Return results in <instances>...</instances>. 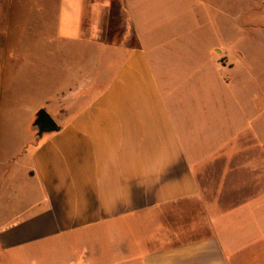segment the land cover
<instances>
[{
	"label": "crops",
	"instance_id": "obj_1",
	"mask_svg": "<svg viewBox=\"0 0 264 264\" xmlns=\"http://www.w3.org/2000/svg\"><path fill=\"white\" fill-rule=\"evenodd\" d=\"M202 4L119 0L125 43H110L108 3L59 0L55 32L25 58L38 99L2 114L27 128L43 110L57 127L0 147V200L26 201L0 220L11 264H264V147L197 145L173 96L188 67L169 43Z\"/></svg>",
	"mask_w": 264,
	"mask_h": 264
},
{
	"label": "rangeland",
	"instance_id": "obj_2",
	"mask_svg": "<svg viewBox=\"0 0 264 264\" xmlns=\"http://www.w3.org/2000/svg\"><path fill=\"white\" fill-rule=\"evenodd\" d=\"M203 1L207 6L196 5L190 10V16L198 21L194 19L193 25H186L184 40L178 37L169 43L174 48L166 54L173 57L170 62L188 67L177 73L179 79L185 77L186 85L174 91L173 96L188 105L197 145L264 147V0ZM87 2L109 4L106 40L125 43L126 18L119 0ZM58 4L59 0H0V147H15L26 136L39 138L33 125L38 112L27 128L23 122L13 126L2 114L23 111L38 99L25 89V58L41 48V41L33 38L55 32ZM130 44L131 39L126 42ZM182 44L185 51L180 53L177 49ZM214 46L213 56L225 69L216 71L212 62L206 61L207 51L210 53ZM20 65V87L13 88L14 82L10 85ZM12 94L13 102L9 99ZM200 101L205 104L203 111ZM25 202L1 199L0 220L8 219ZM0 264H11L6 253H0Z\"/></svg>",
	"mask_w": 264,
	"mask_h": 264
},
{
	"label": "water",
	"instance_id": "obj_3",
	"mask_svg": "<svg viewBox=\"0 0 264 264\" xmlns=\"http://www.w3.org/2000/svg\"><path fill=\"white\" fill-rule=\"evenodd\" d=\"M33 125L36 128L39 137H41L46 131L57 130V127L55 126L53 120L45 111L41 112L38 115V118Z\"/></svg>",
	"mask_w": 264,
	"mask_h": 264
},
{
	"label": "trees",
	"instance_id": "obj_4",
	"mask_svg": "<svg viewBox=\"0 0 264 264\" xmlns=\"http://www.w3.org/2000/svg\"><path fill=\"white\" fill-rule=\"evenodd\" d=\"M109 42L110 43H112L113 41L111 40V39H109ZM137 46V44H136V41H135V39L133 38V39H131V44H130V48H135ZM41 112H43V110H40L38 113H37V115H36V119L38 118V115L41 113Z\"/></svg>",
	"mask_w": 264,
	"mask_h": 264
}]
</instances>
